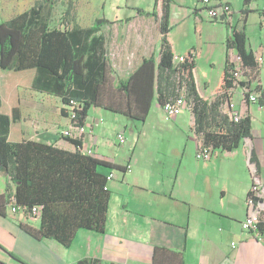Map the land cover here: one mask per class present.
<instances>
[{
	"label": "crops",
	"instance_id": "0c3cea01",
	"mask_svg": "<svg viewBox=\"0 0 264 264\" xmlns=\"http://www.w3.org/2000/svg\"><path fill=\"white\" fill-rule=\"evenodd\" d=\"M245 3V0H211L214 6L230 5L234 11L231 21L216 22L208 17L201 0H172L169 39L177 56L175 45L189 28L188 23L187 29L183 27L177 36H172L181 23L177 9L188 10V19L192 17L190 11H193L190 24L194 29V38L196 25H200L202 31L201 56L206 43H212L211 49L218 55V62H210L209 74H205L200 66L196 70L201 94L212 98L234 53L227 48L231 27L239 19H247L248 48L254 53L256 67L244 69L243 79L235 84L230 95L234 111L251 117L252 137L245 139L233 152L221 151L223 155L213 159L215 152L210 160H199V142L194 134L195 118L190 110H186L173 120L174 125L167 131L175 137L174 158L154 164L152 175L143 171L142 179L138 175L128 179L127 173L134 172L132 159L127 164L118 163V154L116 156L115 151H107L109 146L105 140V135L113 126L112 123L107 126L104 121L112 114L115 116L110 118L113 122L119 124L122 119L101 108H92L85 121L86 132L79 137L83 148L93 149L99 159L126 169L130 166V171L122 173L123 182L118 183L115 171L100 169L106 176L114 175L108 182L111 200L105 232L80 230L71 247L66 248L54 240H34L20 229L19 223L39 227L40 219L31 218L21 209L16 214L9 209L6 217L0 216V264H77L83 259L99 264H153L156 248L182 254L184 264H264V237L257 239L254 234L244 232L241 225L247 214L246 200L252 186V167L257 166L259 176L264 180V165L255 143L264 135V119L258 133L254 131L256 119L261 115L264 118V63L259 65L257 62L260 57L264 59L261 38L264 32V0ZM165 5V0H154L157 16H144L140 13L143 10L123 15L118 8L114 15L103 14L98 18L110 22L103 27V32L107 39L106 50L118 79L128 78L146 58L154 56L159 62L162 46L160 21ZM251 21L258 23L261 34L254 46L249 34ZM35 75V69L12 72L0 68L3 101L0 113L12 117L19 109L21 117L11 124L10 142L34 141L70 152L77 151L76 146L62 136V132L72 126L70 118L62 114V102L55 103L61 116L50 120L48 107L51 106L47 103V96L50 95L32 90ZM244 85L250 87L252 94L261 93L258 103L244 98ZM156 106L154 110L161 112L160 105L156 103ZM190 139L195 142L188 141ZM116 144L117 140L115 147ZM188 147L192 151L186 161ZM195 150L197 161H194ZM219 168L220 171L225 170L223 176L215 173ZM8 183L9 177L0 172V195L6 193ZM10 186L14 194L16 186L13 183ZM114 192L119 195H113ZM167 258L166 261L161 259L162 264H177L173 255L168 254Z\"/></svg>",
	"mask_w": 264,
	"mask_h": 264
},
{
	"label": "trees",
	"instance_id": "16d2710c",
	"mask_svg": "<svg viewBox=\"0 0 264 264\" xmlns=\"http://www.w3.org/2000/svg\"><path fill=\"white\" fill-rule=\"evenodd\" d=\"M165 1L159 62L154 56L144 59L126 79H118L106 50L103 27L110 23L108 20L97 19L93 26L82 27L68 9L64 29L53 28L42 1L0 23V68L12 72L35 69L32 90L60 99L64 117H69L68 107L75 104L76 126L85 125L92 108L144 122L153 104L163 107L183 97L194 115L198 142L214 152H233L252 137L253 123L249 115L236 121L240 113L226 108L235 86L232 67L228 62L213 97L203 96L196 75V62L202 53L201 26L196 25L193 48L178 63L169 39L172 0ZM250 1L245 0V4ZM140 13L157 16L155 10ZM231 29L228 50L237 51L244 69L256 67L254 53L248 48L247 19H239ZM2 104L0 91V109ZM20 118L19 109L12 117L0 113V172L16 186L12 194L8 183L6 193L0 195V216L6 217L12 206L20 208L31 218L40 219L39 227L19 223L24 233L37 241L54 240L66 248L80 230L104 233L111 191L108 176L100 169L126 173V168L84 154L79 139H68L76 146L75 152L34 141L10 142L11 124ZM34 207L41 209L40 216L32 215ZM259 230L264 234V225ZM168 254L176 257L177 264H184L182 254L162 248L155 249L153 264L168 260ZM77 264L99 263L83 259Z\"/></svg>",
	"mask_w": 264,
	"mask_h": 264
},
{
	"label": "rangeland",
	"instance_id": "374dc122",
	"mask_svg": "<svg viewBox=\"0 0 264 264\" xmlns=\"http://www.w3.org/2000/svg\"><path fill=\"white\" fill-rule=\"evenodd\" d=\"M39 1L45 2V5L47 6L46 12L50 13L51 27H59L61 29H64L63 18L68 9H71V12L73 15H75L77 22L83 27L91 26L94 23V20L101 18L103 14H107L108 16L114 15L117 13L118 8H121V13L123 15L134 14L137 10H143L146 12H152L154 10V0H58L54 6L50 5L52 0H0V23L6 22L15 16L30 10ZM187 12L188 10L183 8L177 9V17H179V22L181 23L180 26L175 28L172 36H177L183 27L187 29L189 23L187 32L180 36V42L175 45L177 56L190 51L194 43V29L190 24V22L193 20V11H190L192 17L189 19L186 15ZM173 24L175 25L174 22ZM258 30V23L251 21L249 34L253 46L254 43H257V41L260 39L261 34L258 32ZM261 38L264 42V32L262 33ZM211 48L212 43H206L205 52L197 60L198 63L196 62V70L198 66H200L205 74H209L211 72L209 69L211 68V61L218 62V55H215ZM216 64L218 65L219 63ZM47 100L48 105L51 106L48 107V118L50 120L58 119L61 116V111L59 107L55 108V103H58L60 99L54 96H47ZM155 107H157L156 103L153 104L151 112L144 122L132 121L126 117L117 115L118 118L122 119V123L117 124L110 119L111 117L112 119L115 117L113 114L110 116V118H107L104 121L107 126H110L111 123L113 126L109 128V133L105 135V140L109 146L107 151H111L112 153L115 151L116 156L118 154L116 159L118 163L127 164L128 160L130 158L132 159V168L134 172L127 173L128 179H131L133 175H138L142 179L143 171H145L147 175H152L154 172V164H162L163 162H168L174 158V153L176 152L174 150V148H176L174 145L176 144L174 142L175 137L172 133H169L170 131L167 132L168 129L174 125V122L173 120H165L163 112H156L154 110ZM109 114L111 115V113ZM261 116H259V118L256 119V122L254 123V131L257 133L261 126V122L264 119ZM118 134L125 136L127 141L126 145L119 146V142L117 140ZM184 137H187V135H184ZM115 140H117L116 147L114 146ZM188 141L195 142L194 139H190ZM255 143L257 145V152L261 154V160L264 165V135L256 139ZM191 151V147H188L185 151L186 161L189 159V154ZM196 152L197 150L194 152V161H197ZM221 155H223L221 151H216V156H214L213 159L216 157H221ZM242 159L243 157L240 156V160ZM215 173L219 176H223L225 170L220 171L219 168ZM114 174L115 181L117 183L123 182V174L121 172L115 171ZM113 195L119 194L114 192Z\"/></svg>",
	"mask_w": 264,
	"mask_h": 264
},
{
	"label": "built area",
	"instance_id": "2783aa9c",
	"mask_svg": "<svg viewBox=\"0 0 264 264\" xmlns=\"http://www.w3.org/2000/svg\"><path fill=\"white\" fill-rule=\"evenodd\" d=\"M208 17L213 21L229 22L233 17V9L230 5H220L214 6L211 4V0H201ZM264 10V8H263ZM233 55L229 60V64L232 67V75L235 80V84L240 82L244 77V66L242 58L233 50ZM176 61L181 63L184 61V56H176ZM259 65H263L264 59L262 57L257 60ZM244 98L248 99L251 103H258L259 98L261 97L260 92L255 94L251 93V89L248 85L243 86ZM262 105H260L261 107ZM76 105L68 107L69 109V118L71 120L72 126L71 129L65 130L62 132L63 138L66 139H79L80 136L84 135L86 128L84 126H76L73 123L75 114L73 113ZM226 108L234 111V104L232 101L231 95L229 96ZM165 120H174L176 117L181 115L184 111L190 109L187 102L183 97L169 101L163 107H161ZM236 112V111H234ZM243 115L238 114L235 118L236 121H239ZM75 132L78 133L76 135ZM117 140L119 145L123 146L126 144V138L122 134L117 135ZM82 152L89 156H95L93 149H82ZM214 151L212 148L205 147L201 142H199V149L197 152V159L210 160L214 156ZM254 166V165H253ZM127 171H130V166L127 167ZM114 175L111 174L107 177L108 181L112 180ZM247 214L245 220L242 222V229L244 232L254 234L257 239H262L264 234L260 232L259 227L264 225V180L259 176L257 166L252 167V186L250 188L247 200ZM10 211L16 214L20 208L12 206L9 208ZM41 209L39 207H34L32 210V215L40 216Z\"/></svg>",
	"mask_w": 264,
	"mask_h": 264
}]
</instances>
